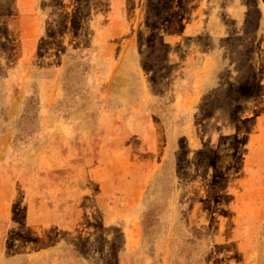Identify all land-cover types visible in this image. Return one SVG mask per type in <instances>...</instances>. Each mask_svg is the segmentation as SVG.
I'll use <instances>...</instances> for the list:
<instances>
[{
	"label": "rangeland",
	"instance_id": "rangeland-1",
	"mask_svg": "<svg viewBox=\"0 0 264 264\" xmlns=\"http://www.w3.org/2000/svg\"><path fill=\"white\" fill-rule=\"evenodd\" d=\"M0 264H264V0H0Z\"/></svg>",
	"mask_w": 264,
	"mask_h": 264
},
{
	"label": "crops",
	"instance_id": "crops-1",
	"mask_svg": "<svg viewBox=\"0 0 264 264\" xmlns=\"http://www.w3.org/2000/svg\"><path fill=\"white\" fill-rule=\"evenodd\" d=\"M100 8H102V6L99 5ZM220 31V30H219ZM235 36H233L232 38H234Z\"/></svg>",
	"mask_w": 264,
	"mask_h": 264
}]
</instances>
